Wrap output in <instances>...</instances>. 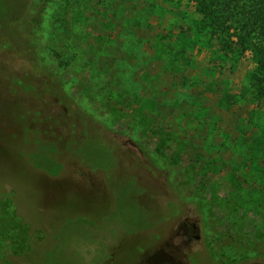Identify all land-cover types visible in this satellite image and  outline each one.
<instances>
[{"label":"rangeland","instance_id":"rangeland-1","mask_svg":"<svg viewBox=\"0 0 264 264\" xmlns=\"http://www.w3.org/2000/svg\"><path fill=\"white\" fill-rule=\"evenodd\" d=\"M33 2L0 0V264H264L252 56L193 0H47L30 36Z\"/></svg>","mask_w":264,"mask_h":264},{"label":"trees","instance_id":"trees-1","mask_svg":"<svg viewBox=\"0 0 264 264\" xmlns=\"http://www.w3.org/2000/svg\"><path fill=\"white\" fill-rule=\"evenodd\" d=\"M193 1L203 15V19L196 24L198 31L211 35L209 41L218 43L223 59H229L230 54L242 57L248 53L258 65V71L264 79V0ZM46 2L47 0L33 2V14L31 17L28 16L31 25L23 34L31 36L41 25ZM23 34H19V43L24 46V51L29 55L34 54L35 57L36 47ZM60 86L58 84L50 86L52 88L50 92L56 94L54 90L61 89ZM18 229L15 249L17 254L29 249L30 239L28 226L19 223Z\"/></svg>","mask_w":264,"mask_h":264}]
</instances>
